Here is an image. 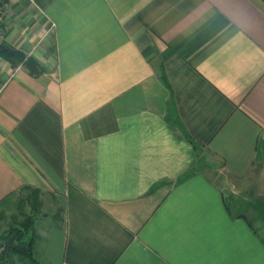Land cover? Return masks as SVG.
Segmentation results:
<instances>
[{
    "label": "crops",
    "instance_id": "obj_1",
    "mask_svg": "<svg viewBox=\"0 0 264 264\" xmlns=\"http://www.w3.org/2000/svg\"><path fill=\"white\" fill-rule=\"evenodd\" d=\"M4 3L41 71L0 57V203L39 189L38 258L264 264L227 188L264 165V0Z\"/></svg>",
    "mask_w": 264,
    "mask_h": 264
},
{
    "label": "rangeland",
    "instance_id": "obj_2",
    "mask_svg": "<svg viewBox=\"0 0 264 264\" xmlns=\"http://www.w3.org/2000/svg\"><path fill=\"white\" fill-rule=\"evenodd\" d=\"M247 179L250 180V185L241 186V184L246 185ZM227 188L228 200L232 210L245 213L264 234V165L262 162L260 168H255L254 173L246 177L241 183L227 186ZM32 205L35 206V211L31 210ZM38 205L39 195L34 201L32 190L24 187L14 191L5 201L0 203V236L1 238L4 236L0 239L1 245L7 242L8 237H5V235L9 229L19 227L26 215L35 212V226H39L41 218L38 219L37 217L42 216V210ZM59 215L60 210L57 209L54 216L57 218ZM49 218L51 219V217ZM35 256L38 258L36 253ZM5 264L28 263L20 261L16 255H12Z\"/></svg>",
    "mask_w": 264,
    "mask_h": 264
},
{
    "label": "trees",
    "instance_id": "obj_3",
    "mask_svg": "<svg viewBox=\"0 0 264 264\" xmlns=\"http://www.w3.org/2000/svg\"><path fill=\"white\" fill-rule=\"evenodd\" d=\"M0 57L10 62L12 66L23 63L32 74L41 71L34 58L26 56L19 50L0 45ZM94 119V117H89L83 121L84 133L88 137L101 133L103 129L97 127L98 121ZM108 128H110V126ZM24 188L32 190V197L35 201L39 195V189L30 186H24ZM31 210L35 211L34 205H32ZM35 219L36 214L32 212L24 217L19 227H11L9 229L8 233L5 235V237H8L7 242L2 244L0 249L1 264H5L12 255H16L20 261L27 262L28 264H48L35 256V242L38 239L35 230ZM2 238H4V236H2ZM2 238L0 236V239Z\"/></svg>",
    "mask_w": 264,
    "mask_h": 264
},
{
    "label": "built area",
    "instance_id": "obj_4",
    "mask_svg": "<svg viewBox=\"0 0 264 264\" xmlns=\"http://www.w3.org/2000/svg\"><path fill=\"white\" fill-rule=\"evenodd\" d=\"M4 14H5V3L4 0H0V33L2 32L3 29Z\"/></svg>",
    "mask_w": 264,
    "mask_h": 264
},
{
    "label": "water",
    "instance_id": "obj_5",
    "mask_svg": "<svg viewBox=\"0 0 264 264\" xmlns=\"http://www.w3.org/2000/svg\"><path fill=\"white\" fill-rule=\"evenodd\" d=\"M0 248H1V244H0Z\"/></svg>",
    "mask_w": 264,
    "mask_h": 264
}]
</instances>
